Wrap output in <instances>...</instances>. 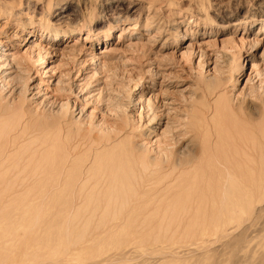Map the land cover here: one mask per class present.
<instances>
[{
  "label": "rangeland",
  "instance_id": "1",
  "mask_svg": "<svg viewBox=\"0 0 264 264\" xmlns=\"http://www.w3.org/2000/svg\"><path fill=\"white\" fill-rule=\"evenodd\" d=\"M50 4L52 5L50 16L46 12L39 15V7L33 13L29 10L20 15L26 24L30 19L33 21L34 35L31 38L27 33L30 29L27 25L21 28L13 20L10 22L5 18L0 19V40L4 42V50L20 54L31 44V41L41 42L49 48L48 59L42 65L46 67L47 72L42 74L41 71H37L39 65L30 69L31 86H36L39 82L40 87L45 88L38 94L39 100L43 94L58 95L63 100L67 97L81 106L85 103L84 98L89 97L90 101L86 103L87 109H85L89 113L95 106L90 98L100 87L104 85L105 89L101 95L105 97L118 95L121 87L129 84L126 95L141 92L147 96L152 93L161 95V100L166 106L160 107L159 110L169 111L171 116L161 118V123L157 124V127L161 130L166 122H169L176 130V134H180L179 136L186 130L188 132L184 133L182 143L188 144L189 141L191 143L196 137L199 148L204 131L192 128L190 125L177 130L175 126L177 117H185L187 113L185 111H190L192 105L196 103L199 104L198 106L202 105L200 107L202 112L205 111L206 121H216L212 127L213 132L211 131L213 136H216L217 129L220 128L217 126V121H229L232 137L242 136L236 128L238 126L242 129V121L252 123L264 121V0H51ZM43 16L48 18L45 19ZM45 29L56 31L57 38L50 34L40 36L42 31H46ZM108 29L111 32L106 36L105 32ZM67 31H73L69 38L63 37V33ZM85 34H88L90 39L85 40ZM253 39L257 43L250 48L249 43ZM107 46L109 48H106ZM90 50L108 60L106 64L108 69L105 71L108 78L105 79L102 75L92 77L89 79V85L80 92L77 86L84 84L86 75L91 74L94 68V65L88 61ZM200 52L204 53L201 59ZM199 60H202L203 69L200 71L203 72V76L211 74L214 65L224 72L222 74L223 72L218 69L222 72V76L225 75L224 77L227 78L224 85L226 90L231 88L233 78L238 77L235 95H241L243 92L245 96L241 103L235 104L232 114L220 111L219 117L212 116L211 111L214 107L212 105L216 102L218 92L214 90L212 93L204 88L202 80L197 78L199 69L196 66ZM81 63V70L78 72ZM149 67L152 68L153 73L147 72ZM66 71L70 72L69 79L64 78L70 84L69 89L55 90L57 77ZM155 71H158V74H155ZM141 82H145L142 89L139 84ZM34 91L36 92V88H32L30 94ZM189 92H194L200 97L195 101L196 103H183L180 94L188 96ZM97 105L99 108L102 107L100 103ZM136 108L137 115L141 109L138 105ZM188 115L187 121H194V115ZM142 132L148 131L144 129ZM226 134L223 128L218 129V137L220 135L221 139L218 138L217 147L222 142L219 150L228 149L230 152L231 135L227 134L226 137ZM246 136L250 141L254 139L253 141L264 144V138L259 134L250 132ZM223 144L226 146L224 147ZM238 159L239 156L233 155L234 161ZM263 170H248L245 173L237 169L232 170L236 194L234 212L233 216L225 220L192 221L193 223L190 220H183L184 224L181 223L182 221L179 223L181 230L178 229L182 231L181 233L177 230L176 232L175 229H170L171 231L161 229L162 235L159 234L158 229L165 227L167 223L163 224L155 219L146 222L114 221L109 223L113 225L111 229H95L96 224L93 223L86 233L83 247L71 245L75 242L79 229L72 223L71 226L74 228L68 231L67 236L63 228L65 223L56 212L55 192L42 201V198L33 195L34 193L40 195L42 190L35 188L41 190L37 192L30 189L28 192L33 198L29 197L27 192L22 196V203L20 197L19 202L15 200L17 204L12 202L6 206L10 212L3 219L4 221L0 222V241L3 237L0 247L8 253L7 260L12 264H32L38 255L43 258H48L54 252L55 256L59 255L68 242H70L68 243L70 253L67 256L69 259L67 264H257L258 260L264 264V260L262 262L264 259ZM23 200H27L25 205ZM251 204L258 209L255 213H251ZM39 209L42 211L40 212ZM46 215L47 217H44ZM34 216L38 219L30 229ZM10 224V228L7 229L6 226ZM230 240L232 242H229ZM21 242H24L25 246ZM109 259L115 260L109 262Z\"/></svg>",
  "mask_w": 264,
  "mask_h": 264
},
{
  "label": "bare ground",
  "instance_id": "2",
  "mask_svg": "<svg viewBox=\"0 0 264 264\" xmlns=\"http://www.w3.org/2000/svg\"><path fill=\"white\" fill-rule=\"evenodd\" d=\"M50 2L51 0H0V19L5 18L10 22L13 20L21 28L27 25L30 28L27 33L31 38L34 35L33 21L30 19L26 24L20 15L29 10L33 13L39 7V15L46 12L50 16L52 14ZM110 32L111 30H106L105 35L109 36ZM72 33L73 31H67L63 33V37L69 38ZM43 34H50L55 39L58 36L54 30L42 31L40 36ZM41 39L39 38V40ZM84 39L88 40L90 36L85 34ZM256 43L257 41L253 39L250 41L249 47L253 48ZM3 46L4 42L0 40L1 223L10 212L6 208L9 203L19 202L20 197L22 203V196H25L24 193H27L28 190L41 189L40 195H35V193L33 195L42 198V201L55 192L54 201L57 206L54 205V207H57L56 212L65 223L63 228L67 232V236L69 235L68 231L74 228L71 226L72 223L76 224L75 226L79 229L76 240L71 245L76 244L83 247L86 242V233L93 223L96 224L95 229H111L113 225H109V223L114 221L141 220L146 222L155 219L156 221L160 220L163 224L167 223L165 227H159V234L162 233L161 229L162 231L163 229L179 231L181 230L179 223L181 221L183 223V220L214 222L233 216L236 194L233 187L235 182L233 183L232 170L237 169L245 173L248 170L264 169V144L257 141L256 143L253 141L254 139L250 141L246 136L251 132L264 138V121L255 123L242 121V129L236 126L242 136L237 137H232L229 121H217V126L231 135L229 148H232L230 152L228 149L219 150L222 146L221 142L217 147L218 138L221 137L220 135L218 137L220 128L217 129V133L214 132L216 136H213L212 133V127L216 121L205 120V111L202 112V107H200L202 105L198 106L199 104L197 105L195 102L200 98L196 93L189 92L188 96L181 93L183 103L194 104L195 102L196 104L192 105L190 111H185L187 112L185 117H177L175 125L177 130L190 125L192 128L204 131L200 148L196 144V137L191 140V143L189 141L188 144H184L181 139L188 131L184 130L179 136L180 134H176V130L169 122H166L165 127L161 130L157 127V124L161 123V118L171 116L169 111L159 110L160 107L166 106V103L161 100V95L152 93L147 96L142 92L139 94L130 92L131 95H126L129 91V84L126 85L124 82L125 85L121 87L118 95H106L107 97L105 96L106 99H104L105 97L101 95L105 89L103 85L96 94L91 96V102H94L95 106L89 113L85 110L87 109L86 103L90 101L89 97L84 98L85 103L81 106L67 97L63 100L58 95L46 96L43 94L39 100L38 94L45 88H41L39 82L36 86H31L30 69L39 65L37 71H41L42 74L47 72L46 67H42V65L48 59L49 48L41 42L31 41V44L20 54H13V52L4 50ZM108 46L106 48H109ZM203 54L200 52V59ZM88 55L90 56L88 61L94 65V68L91 70V74L86 75L84 84L77 86L80 92L89 85L90 78L98 75H102L105 79L108 78L105 73L108 69H106L108 60L106 61L100 56L101 54L98 55L92 50ZM81 66L82 63L79 65L78 72L81 70ZM214 66L211 74L203 76V72L200 71L203 69L202 60H199L196 66L199 69H197L196 76L202 80L204 88L212 93L214 90L218 92L216 102L212 105L214 106L211 111L212 116L219 117L220 111L232 114L235 104L241 103L245 94L241 90L243 94L235 95L238 86L237 76L233 78L231 88L226 90L224 85L227 78L224 77L225 75L222 76L224 72L220 68L218 69L223 73L216 68V65ZM67 72L63 75L61 73L57 77L55 90L67 91L69 89L70 84L66 80L69 79L70 72ZM147 72L153 73L152 68L149 67ZM155 74H158V71H155ZM144 83H139L141 89L144 88ZM32 88H36V92L30 94ZM125 95L127 98L124 97ZM98 103L101 104V108L98 107ZM137 105L141 110L136 115ZM96 113L98 114L96 115ZM188 114L194 115V121H187ZM144 129L148 132H142ZM223 146L226 145L223 144ZM235 154L239 156L238 161L233 160ZM262 177L264 178V175ZM30 194L29 197L33 198V195ZM15 200L18 201L15 202ZM33 200L35 201V199ZM26 201L23 200L24 205ZM51 203L53 205V202ZM252 204L251 213H255L258 209ZM37 206L36 208H38ZM44 206L46 205L44 204ZM33 212H35L34 208ZM43 213L45 214V212ZM32 219L33 224L30 229L33 228L38 217L34 216ZM10 226L11 224L6 226L7 229ZM15 226L17 228V224ZM195 228L197 229V227ZM189 232L191 231L189 230ZM141 236L143 235L141 234ZM42 240L44 239L42 238ZM68 243L59 252V255L55 256V252L48 258L38 255L32 264H67V260H69L67 256L70 253ZM9 247L11 248V246ZM7 254L0 247V264H12L7 260ZM115 259H109V262H113ZM260 262L258 260L257 264H261Z\"/></svg>",
  "mask_w": 264,
  "mask_h": 264
}]
</instances>
